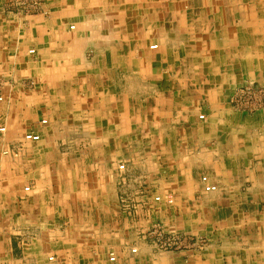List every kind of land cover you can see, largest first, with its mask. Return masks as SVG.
<instances>
[{"label":"crops","instance_id":"0c3cea01","mask_svg":"<svg viewBox=\"0 0 264 264\" xmlns=\"http://www.w3.org/2000/svg\"><path fill=\"white\" fill-rule=\"evenodd\" d=\"M9 3L0 264H264V109L230 103L264 84V0ZM154 222L207 246L156 250Z\"/></svg>","mask_w":264,"mask_h":264},{"label":"built area","instance_id":"2783aa9c","mask_svg":"<svg viewBox=\"0 0 264 264\" xmlns=\"http://www.w3.org/2000/svg\"><path fill=\"white\" fill-rule=\"evenodd\" d=\"M13 3L20 6V11H35L39 8L41 0H14ZM21 4V5H20ZM74 29L75 26L70 27ZM152 48L156 45L151 46ZM34 49H31L30 52L34 53ZM3 100V97L0 95V101ZM230 103L237 110L244 113H254L264 109V84L255 85L253 83H246L237 89H235L233 95L231 96ZM200 118H204V115H200ZM47 123V120L43 121ZM6 131L5 125H0V133ZM25 140L27 141H39L41 139L40 134L30 131L24 135ZM16 150L13 148L4 150V154L15 153ZM125 167L124 164L120 165V170H123ZM202 182L204 183V189L206 191H215L217 189L216 185H213L209 182L208 176L202 177ZM29 190V187L26 188ZM147 193V190L144 194ZM161 196L157 195L154 197L155 202H159ZM147 238L150 240L151 244L156 250L165 251V252H180L185 250L199 251L204 249L207 246V239L203 237H198L196 235L188 233H180L174 231H168L160 222H154L150 229L146 232ZM137 249H132V252H136ZM52 259V257L50 258ZM116 257L114 253H111L110 260L115 261Z\"/></svg>","mask_w":264,"mask_h":264},{"label":"rangeland","instance_id":"374dc122","mask_svg":"<svg viewBox=\"0 0 264 264\" xmlns=\"http://www.w3.org/2000/svg\"><path fill=\"white\" fill-rule=\"evenodd\" d=\"M11 3V4H10ZM10 5L13 7V8H17V10H19L20 11V6L19 5H17V4H13V3H19V1H17V2H15L14 0H13V3L11 2V0H10ZM21 5V4H20Z\"/></svg>","mask_w":264,"mask_h":264}]
</instances>
